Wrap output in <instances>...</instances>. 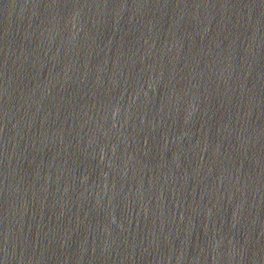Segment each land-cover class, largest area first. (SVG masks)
<instances>
[{"label": "water", "instance_id": "obj_1", "mask_svg": "<svg viewBox=\"0 0 264 264\" xmlns=\"http://www.w3.org/2000/svg\"><path fill=\"white\" fill-rule=\"evenodd\" d=\"M0 264H264V0H0Z\"/></svg>", "mask_w": 264, "mask_h": 264}]
</instances>
